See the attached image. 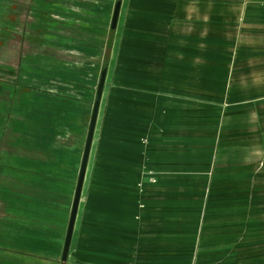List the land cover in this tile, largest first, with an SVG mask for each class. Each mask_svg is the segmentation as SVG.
<instances>
[{
  "label": "crops",
  "instance_id": "0c3cea01",
  "mask_svg": "<svg viewBox=\"0 0 264 264\" xmlns=\"http://www.w3.org/2000/svg\"><path fill=\"white\" fill-rule=\"evenodd\" d=\"M9 1L18 6L0 0L1 8ZM114 11L115 3L112 20ZM171 18L167 91L163 77L169 72L133 50L127 28L125 85L110 89L102 127L98 116L66 260L62 252L90 119L86 123L84 112L69 116L66 107L55 112L46 107L52 97H37L36 80L24 71L35 64V50L18 42L0 48L3 251L34 264L209 263L190 251L180 255L181 244L165 236L173 225L149 223L150 183L141 170L163 168L159 153L166 145L194 146L198 135L206 136L222 162L264 167V0H173ZM18 24L30 28L31 19ZM20 31L11 39L4 32L1 39L30 35ZM114 40L115 33L103 88L111 82ZM123 151L127 160H117Z\"/></svg>",
  "mask_w": 264,
  "mask_h": 264
},
{
  "label": "rangeland",
  "instance_id": "374dc122",
  "mask_svg": "<svg viewBox=\"0 0 264 264\" xmlns=\"http://www.w3.org/2000/svg\"><path fill=\"white\" fill-rule=\"evenodd\" d=\"M115 1L14 0L18 3L16 8L10 1L3 9L0 5V48L18 42L21 48L35 50V64L26 66L24 71H30L36 80L37 97H52L47 108L55 112L67 108L69 116L84 112L86 123L90 119L97 90L95 82L102 67ZM172 3L173 0L121 1L110 64L111 82L103 88L100 99V127L104 125L102 119L109 108L110 89L125 85L127 28L133 34V50H143L150 55L154 69L169 72L163 77L165 91L168 90L172 62ZM131 13L134 15L132 22ZM19 18L31 19L30 28L20 26ZM20 29L30 34L27 39H1L4 32L10 38L20 33ZM88 81L93 84L88 86ZM195 139L194 146L166 145L165 151L159 153L164 167L141 170L150 183L146 197L149 223L173 225L174 232H166L165 236L181 244L180 255L190 251L199 262L263 263L264 167L242 169L235 162H222L217 151L211 152V145L205 143L206 136L198 135ZM121 156L117 160H127L125 151ZM121 171L130 172L117 170ZM157 177L165 179V184H158ZM6 239L7 235L1 230L0 264H34L23 255L18 257L11 251H3Z\"/></svg>",
  "mask_w": 264,
  "mask_h": 264
},
{
  "label": "water",
  "instance_id": "95a60500",
  "mask_svg": "<svg viewBox=\"0 0 264 264\" xmlns=\"http://www.w3.org/2000/svg\"><path fill=\"white\" fill-rule=\"evenodd\" d=\"M100 99H101V97H98L95 99V102L93 104L92 114L90 117V122H89V127H88V132H87V137H86V142H85V147H84V152H83V157H82L81 166H80L79 177H78V181H77V185H76V190H75L73 204H72V208H71L68 228H67L65 241H64V247H63V252H62V259L63 260H66V258H67L69 247H70L71 240H72V235H73L76 217H77V213H78V208H79V204H80V199H81V195H82L87 165H88V161H89V157H90V152H91V148H92V144H93V140H94V135H95V130H96V125H97L98 116H99Z\"/></svg>",
  "mask_w": 264,
  "mask_h": 264
},
{
  "label": "trees",
  "instance_id": "16d2710c",
  "mask_svg": "<svg viewBox=\"0 0 264 264\" xmlns=\"http://www.w3.org/2000/svg\"><path fill=\"white\" fill-rule=\"evenodd\" d=\"M121 1L122 0H116L115 1L114 17H113V20H112V24L110 26L108 39H107V44H106V48H105V51H104V58H103V62H102V67H101L100 77H99V81H98V85H97L95 99L98 98V97H101V94H102V91H103L104 77H105V74H106L107 64H108L110 51H111V37L115 33L117 18H118L120 6H121Z\"/></svg>",
  "mask_w": 264,
  "mask_h": 264
}]
</instances>
